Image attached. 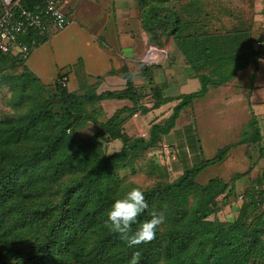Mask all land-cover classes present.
<instances>
[{
  "label": "trees",
  "instance_id": "obj_1",
  "mask_svg": "<svg viewBox=\"0 0 264 264\" xmlns=\"http://www.w3.org/2000/svg\"><path fill=\"white\" fill-rule=\"evenodd\" d=\"M174 1L177 7L172 5ZM200 1L137 0L148 44L162 47V39H171L200 83L199 91L179 97L171 115L149 128L146 139L123 141L118 131L124 124L123 115L147 113L173 100L164 97L161 85L151 87L153 104L147 108L140 105L145 88L135 87L128 74L122 90L96 94V86L84 82L77 92H69L60 84L66 83L63 76L53 85H45L26 70L25 62L0 52V64L8 61L20 66L31 82L55 88L65 106L57 120L49 108L40 107L0 121V264H264V228L257 219L250 220V206L242 204L233 223L211 219L216 213L214 201L224 195L227 186L218 180L206 186L195 182L203 169L222 156L202 159L177 181L143 191L148 207L137 218L138 224L150 219L152 213L163 212L166 218L152 240L129 247L105 222L113 201L132 189L118 177V171L126 168L122 164H131L134 152L156 147L174 127L182 109L208 88L223 86L259 60L248 44H241V32L223 36L222 42L219 36L198 28ZM34 3L21 0L20 6L32 8ZM48 38L39 39V45ZM140 65L151 84L154 67L141 61ZM204 70L220 76L213 78L203 74ZM112 99L130 104L104 122L98 120L101 109L89 120L100 127L96 137L120 138L122 142L119 151L105 156L97 138L78 140L73 132L85 105ZM25 146L31 148V154L13 155ZM260 184L254 182L251 189L264 198ZM20 199V204L34 208L15 207L14 202ZM255 203L251 205L256 207Z\"/></svg>",
  "mask_w": 264,
  "mask_h": 264
},
{
  "label": "rangeland",
  "instance_id": "obj_2",
  "mask_svg": "<svg viewBox=\"0 0 264 264\" xmlns=\"http://www.w3.org/2000/svg\"><path fill=\"white\" fill-rule=\"evenodd\" d=\"M84 3L79 13L72 17L70 30L67 29L63 33H57L58 37L55 41H65L64 37L73 32L72 40L78 43L81 42L79 51L82 54H93L95 53V48L91 39L98 37V41L101 42L102 40L99 37L102 36L108 44L113 45L116 42V38L118 40V33H115V27L120 28L122 23H115L111 0H85ZM180 4L182 5L183 3L180 2ZM172 5L177 7L178 2H172ZM199 8L198 28H202V30L211 35L217 36V38L219 36L222 42L224 41L223 36L229 37L231 32H241V44H248L253 50L252 52H256L259 55L257 63L250 64L239 72L234 79L223 85L230 84L227 85L228 88H237L241 91V97L248 98V91L251 90L255 77L259 76L260 73H264V62L262 61L264 60V47L258 48L255 44L257 40L264 42V0H201ZM3 9L4 2L0 0V14ZM129 24L130 26L133 25L132 22H129ZM86 40L89 42L88 47H84ZM166 40H161L164 46H157V52L161 55L160 60L158 64H154L151 67H161L162 69L163 66L166 67L169 64V61H172L174 56L172 50H174L175 46L171 39ZM169 46H172V49ZM149 47L150 44L146 46L145 54ZM201 72L213 78L220 76L218 73L210 74L209 70ZM223 74L226 76L227 72H223ZM261 80L259 79V84L264 88V80ZM46 81L49 83L53 80L48 78ZM197 85V81H191L186 86L180 87L178 91L189 93ZM73 86V81L68 82L69 89L73 88ZM121 86H117L118 89ZM161 87L164 89L163 86ZM107 88L103 85L101 90ZM141 94L143 95L142 102L151 105V94L148 91V87H145L144 92ZM162 94L167 96L170 93L163 90ZM218 99L216 103H212L216 106L215 109H209L208 107L203 109L204 114L201 115L200 121L201 129L199 122L197 123L196 120V125L194 115L192 116V123L195 125L194 128H196L199 136H196V138L194 136L195 140L189 139L191 141L190 144H183L180 152L170 147L167 142L168 137L165 136L163 138L164 141H161L156 147L146 151L134 152L131 164L129 162L122 164L126 168L122 167L118 171V177L128 185L127 187H138L142 191H146L177 181L187 168L202 162V159L208 160L222 156L220 161L203 169L195 179V182L200 186H206L212 180H218L227 186L224 195L215 199L216 213L215 216L211 215L210 218L213 219L215 217L221 222L233 223L238 218L241 211L240 208L244 204L245 206H250L248 208V213L251 215L250 220L252 218L257 219L264 228V201L261 202L263 197L258 195L257 192H252L251 189L253 183L259 181L261 183L260 190L264 191V131L259 128L258 116L255 117L250 109H246L244 101L242 103L235 100V105L227 106L226 104L222 105ZM121 104L118 101H107L103 103V106L98 102L91 106L85 105L82 119L73 132L74 137L78 140L97 138L99 147L105 156L119 151L122 145L120 138L96 137L100 132V127L89 120L101 109L98 120L104 122L115 108L121 106ZM40 107L49 108L53 114H56L53 117L54 120H57V115L63 112L65 106L61 95L55 88H45L31 82L20 66H14L8 61L1 63L0 121L15 119ZM234 110L237 112L238 121L236 123H226L224 119L234 117L232 115ZM168 111L170 110L164 111L160 116L156 115L155 118H165L171 112ZM126 115H123L124 123L133 117H127ZM149 127L139 120L137 129L136 127L126 129L122 125L118 132L124 139L123 141H131L138 136L146 139L148 136L143 134L147 133ZM193 132H195V129ZM31 152V148L25 146L20 148L19 151L13 152V155L31 154ZM54 199L56 201L57 197H54ZM258 200L259 203L257 204ZM19 201L21 199L14 202L15 207L24 205L29 209L34 208L27 203L20 204ZM251 202H256L257 206L251 205ZM190 203H192V198H190ZM29 216L32 215L30 214L27 217ZM17 247L20 248V246ZM15 250L17 251V249Z\"/></svg>",
  "mask_w": 264,
  "mask_h": 264
},
{
  "label": "crops",
  "instance_id": "obj_3",
  "mask_svg": "<svg viewBox=\"0 0 264 264\" xmlns=\"http://www.w3.org/2000/svg\"><path fill=\"white\" fill-rule=\"evenodd\" d=\"M84 1L85 0H70L65 7V14L68 17L69 24L66 29L60 33L69 29L72 24V17L79 13L80 9L85 4ZM111 5L116 20L115 23H122L120 28L115 27V33H118V40L116 38V42L113 45L108 44L102 36L99 37L102 40L101 42L98 41V37H95L91 39V42L94 43L95 53L82 54L81 51H79L81 49V42L78 43L72 40L74 35L73 32L65 36V41L61 42L55 41L58 36L52 34L49 35L47 42L39 46L30 55L29 59L25 62V68L32 76L38 78L45 85H53L59 77L63 76V79L66 81L65 87L69 92H77L84 82L87 85H95L97 88L96 94H100L103 91L122 90L125 88V75L127 74L132 77V82L135 87L141 89L148 87V91H150L151 87L161 85L164 87V92L168 91L170 93L167 96L164 95V97H170L173 100L147 113H136L129 121L123 124V127L126 129L135 127L137 129V124L140 120L148 125V127H151L153 124H158L171 115L173 108L180 101L178 99L179 97L199 91L200 83L192 68L186 64L174 47V50H172L174 55L172 61L166 65V67L163 66L162 69L161 67L153 68L150 74L152 77L151 84H148L147 80L149 79L142 75V68L140 65V61H142L145 55L146 46H148V35L140 24L138 2L137 0H111ZM129 22H132L133 25L130 26ZM80 36L82 38L81 34ZM88 46L89 42L86 40L84 47ZM169 47L172 49V46ZM262 61L264 62V60ZM48 78L52 79L53 83H48V81H46ZM259 79L264 80V73H260L259 76L255 77L253 86L251 90L248 91V98L243 95V97H241V91L239 89L234 87L228 88L227 85L230 84L218 88H208L207 92L202 97L195 99L191 105L182 109L178 119L175 121L174 127L165 135L168 137L167 142L170 147L180 152L183 144H190V140H195L196 136H199L196 128H194L195 125L192 123V116L194 115L195 124L197 120L200 127L201 115L204 114L203 109L207 107L209 109H215L216 106L212 103H216L218 98V101H220L222 105L226 104L227 106L235 105V100L242 103L244 101L246 109H250L255 117L258 116L259 128L264 131V88L259 84ZM70 81H73L74 86L69 89L68 82ZM191 81H197L198 87L195 86L189 93L178 91L180 87L186 86V84ZM103 85L108 88L101 90ZM120 85L123 87L121 86V88L118 89ZM107 101H118L122 103L121 106L115 108L109 116L118 109L130 104L128 100L113 99L105 100L100 104L103 106V103ZM142 101L143 100L140 101V105L143 107L150 108L153 104V102L150 105ZM105 107L107 108V106ZM167 110L171 111H168L170 112L168 116L165 118H155L156 115L160 116ZM236 114L237 112L234 110L232 112L234 117H227L224 121H226V123H236L238 121ZM221 121L224 123L223 120ZM194 129L195 132H193ZM148 133L149 130L143 135L148 136ZM165 136L161 137L160 142L164 141L163 138ZM186 146L188 147V145ZM188 151L191 152L190 149H188Z\"/></svg>",
  "mask_w": 264,
  "mask_h": 264
},
{
  "label": "built area",
  "instance_id": "obj_4",
  "mask_svg": "<svg viewBox=\"0 0 264 264\" xmlns=\"http://www.w3.org/2000/svg\"><path fill=\"white\" fill-rule=\"evenodd\" d=\"M3 2L4 9L0 14V52L10 54L18 61L26 62L40 46L39 39L60 33L69 24L64 10L70 0H35L32 8H22L21 0ZM255 44L264 47L262 40ZM157 51L151 44L141 62L147 67L158 64L161 55ZM60 84L64 86L65 82L61 81Z\"/></svg>",
  "mask_w": 264,
  "mask_h": 264
},
{
  "label": "clouds",
  "instance_id": "obj_5",
  "mask_svg": "<svg viewBox=\"0 0 264 264\" xmlns=\"http://www.w3.org/2000/svg\"><path fill=\"white\" fill-rule=\"evenodd\" d=\"M147 207L143 191L138 187L132 188L122 198L113 201L105 222L129 247L140 245L152 240L166 219L163 212L152 213L150 219L138 224L137 218ZM137 224L133 230V225Z\"/></svg>",
  "mask_w": 264,
  "mask_h": 264
}]
</instances>
